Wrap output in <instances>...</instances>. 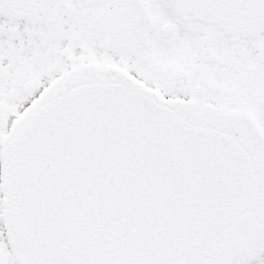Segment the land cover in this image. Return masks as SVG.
I'll list each match as a JSON object with an SVG mask.
<instances>
[{"label":"snow or ice","instance_id":"6c2138e0","mask_svg":"<svg viewBox=\"0 0 264 264\" xmlns=\"http://www.w3.org/2000/svg\"><path fill=\"white\" fill-rule=\"evenodd\" d=\"M0 264H264V0H0Z\"/></svg>","mask_w":264,"mask_h":264}]
</instances>
